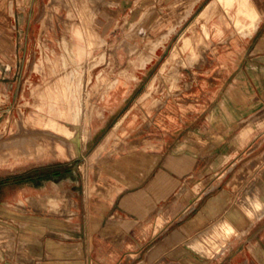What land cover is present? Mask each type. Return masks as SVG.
Instances as JSON below:
<instances>
[{"label":"crops","instance_id":"crops-1","mask_svg":"<svg viewBox=\"0 0 264 264\" xmlns=\"http://www.w3.org/2000/svg\"><path fill=\"white\" fill-rule=\"evenodd\" d=\"M42 1H0V54H19L16 41L25 38V24L34 22ZM262 1H246L258 13L254 19L237 11L236 0L230 5L215 0L216 9L207 19H192L195 29L206 27L207 37L199 58L186 69V88L167 97L148 118L149 125L128 128L126 147L109 151L107 165L99 163V207L86 208L80 219L75 212L38 221L0 213L6 223L0 225L2 237L9 239L0 244V264H264V211L250 212L254 198L264 200ZM213 2L198 0L192 9H197L195 17ZM7 20L12 29L6 31ZM161 46L140 68L150 79L165 61ZM253 121L257 125L251 133ZM250 133L251 142L244 138ZM111 137L106 134L99 144V157ZM223 146L226 153L243 154L213 162L211 156ZM252 153L258 160L244 161ZM205 167L226 170L199 186ZM251 168L255 174L246 182ZM189 184L198 187L183 204L180 196L174 197ZM235 207L249 221L247 226L231 223L228 215ZM218 222L233 227L224 239L215 235ZM219 241L222 247L215 253Z\"/></svg>","mask_w":264,"mask_h":264},{"label":"rangeland","instance_id":"rangeland-1","mask_svg":"<svg viewBox=\"0 0 264 264\" xmlns=\"http://www.w3.org/2000/svg\"><path fill=\"white\" fill-rule=\"evenodd\" d=\"M183 1L185 0H91L87 9L93 15V19H96L95 26L103 42L94 49V54L97 56L95 62L93 61L94 64L89 67V59L82 63L81 70L84 76L80 103L82 105L84 103L83 111L88 113V116L91 110L94 112L89 123L91 135L85 141L82 139L78 142L74 139L71 142L74 153L72 157L68 156L66 150H62L63 147L54 141L52 136L57 134L59 140L63 139L58 121L61 114L67 110L70 93L77 90L73 87L78 79L76 82L73 79V82L68 84V79L64 78L65 68L71 69V65L68 64V67L61 65L63 60L61 55L65 53V49L60 38L65 30L63 20H69L66 9L70 7L74 12L75 8L72 0H44L39 3L34 14V22L25 24V38L16 41L15 51H19V54H0V158H4L8 153L3 147L5 140L17 137V134L24 131L27 126L26 131L37 130L46 135H43V139L41 135H35L41 137L40 141L44 142V155L40 161H14L12 157H8L7 161L4 160L5 158L0 161L1 214H8L14 220L38 221L40 217L68 218L75 212V217L80 219L86 208L99 207V163L107 165L112 158L109 157V151H119L126 147L124 145L126 140H123V137L127 136L128 128H142L149 125L151 120L148 118L164 100L176 95L183 87L186 88V84L183 85L186 69L192 66L199 55L197 59L190 56L191 48L183 47L184 39L189 37L196 50L201 48L202 44L206 46L204 38L207 34L202 35L191 25L192 19H196L197 9L192 10L180 23L176 22L175 19L181 17L183 9L188 8L184 3L182 4ZM20 3L23 5L25 0H19ZM50 10L51 16H46L45 12ZM50 18L54 24L53 28H50L48 23ZM43 19L45 25L42 23ZM6 24L8 26L6 31L12 29L9 20ZM170 26L175 28L174 31L159 45H163L161 48L165 49V61L156 71V75L150 79V75L143 74V70L137 65L138 56L140 52L147 51L151 43L160 40L161 35ZM63 33L71 44L73 42L71 33L65 31ZM10 51L13 49L8 50ZM45 56L55 62L59 59L53 75L49 72L48 60H45ZM66 56L69 57L68 52ZM187 59H191V62H187ZM40 61H44V66L40 64L38 69L37 64ZM116 77L119 78L116 88L109 92L106 99H101V91L105 84L109 79ZM54 79L56 82L51 83ZM44 81L49 84L43 83ZM145 92L149 95L140 99ZM39 107L41 109H38ZM97 110L101 111L100 115ZM128 112L127 118L123 120L122 117ZM37 113L42 114L44 118L46 116L43 122L54 125H42L39 119L34 118ZM252 124L248 128L251 133L255 132L254 126L257 125L255 121ZM258 127H262L261 122L258 123ZM251 133L244 137L249 142L252 139ZM106 134H112L108 146L103 148L107 154L104 153L99 157L101 152L99 144L103 142ZM47 135L51 139L47 138ZM64 148L66 149V143ZM226 148L221 147L210 159L218 163L225 155L232 159L236 156L234 158L236 160L243 154V152L226 153ZM256 156L257 154L252 153L245 156L244 161L258 160ZM225 170L217 167L202 168L199 174L204 178L200 180L199 186L204 185L212 174L222 173ZM87 171L93 173L92 183L87 180L85 175ZM254 174L255 169H249L246 182ZM204 180L206 181L203 183ZM197 187V184H189L174 198L180 196L179 202L184 204L188 202L185 197L192 195L193 188L197 189ZM48 195L50 197L56 195L60 199L58 212L52 211V204H47ZM18 223L24 224L23 221ZM0 225L5 226L6 223L0 221ZM4 231V227L0 226V235H4ZM5 240L9 239L0 237V244Z\"/></svg>","mask_w":264,"mask_h":264},{"label":"bare ground","instance_id":"bare-ground-1","mask_svg":"<svg viewBox=\"0 0 264 264\" xmlns=\"http://www.w3.org/2000/svg\"><path fill=\"white\" fill-rule=\"evenodd\" d=\"M73 4H74V8L75 11L72 12V9L70 7H68L66 9L67 12V17L69 20L64 19L63 23L65 26V30H63V32H69L72 35L73 38V42L70 44L68 39L64 36V33L62 32V37H60L62 39V45L65 49V53H63L61 55L62 57V61H61V65H64V67H68V64L71 65V69L65 68V75L64 78L68 79L67 83L71 84L73 82H76V79H78V81L76 82L75 86L73 88L76 87V91L71 92L70 96L68 98V106H67V110H65L60 117V120L58 121L59 123V127L60 129V133L63 135L62 136V140H59V138H57V134H54L52 136V139H54V141H57L58 144L61 145L62 150H66V152L68 153L69 157H72L74 155L73 153V147H72V141L77 140L78 142H81L82 139L83 141H85L90 135H91V128L89 127V123H90V119L93 116V112L94 110H91L90 116H88V113H85L83 111V105L80 103L82 101V77L84 75H82V63L85 62L84 60L89 59V67H91V65L94 64L96 57L94 54V49L99 47L101 45V43L103 42L102 37L99 35L98 30L95 26V21L96 19H93V15L89 12V10L87 9V6L90 5L91 0H72ZM198 0H185L182 2V4H185V7L188 6V8L186 7V9H183L182 15L180 18L175 19L177 20L176 22H181L182 19H185L192 11L194 4L197 2ZM237 4H238V8L237 11L240 12L242 11L243 13L252 16L254 19V17H256V11L253 10L251 7V5H247V0H236ZM217 2V1H216ZM214 2L212 4H210L209 6H207L201 13L198 14V16L196 17V19H207L210 16V13L213 11L212 8H215V5H217V3ZM220 3H222L223 5H230L232 3V0H219ZM257 2V1H256ZM263 2V1H262ZM19 3V0L18 2ZM264 3V2H263ZM21 4V3H20ZM256 4V3H255ZM258 4V2H257ZM214 5V6H213ZM256 6V5H255ZM264 6V5H263ZM184 7V8H185ZM222 7V6H221ZM259 7V6H258ZM218 8V7H217ZM263 9V8H262ZM230 10V9H229ZM236 10V9H235ZM51 11V10H50ZM46 11V16H51L52 11ZM216 11V10H215ZM220 12V10H219ZM260 12V11H259ZM220 14V13H217ZM228 15V14H227ZM240 15V14H239ZM66 16V15H65ZM226 17V16H225ZM241 17V16H240ZM231 18V17H230ZM229 18V19H230ZM237 19V18H236ZM239 19V18H238ZM237 19V20H238ZM60 20V19H57ZM232 20V18H231ZM49 21V22H48ZM48 23H50V28L54 27V24L50 19H48ZM62 21V20H60ZM251 21V20H250ZM249 21V22H250ZM41 22V21H40ZM175 22V21H174ZM173 22V23H174ZM204 21H202L203 23ZM244 22V20H243ZM43 25L44 24V19L42 20ZM46 23V22H45ZM223 23V22H222ZM257 23V22H256ZM56 24V23H55ZM61 24V23H60ZM250 24V23H248ZM174 27L176 25L173 24ZM202 25V24H201ZM209 25V24H208ZM238 25V23H237ZM235 25V26H237ZM243 25V24H242ZM253 25V24H252ZM41 26V23H40ZM49 26V25H48ZM57 26V25H56ZM173 26H170L169 28L166 29V31H164V33L161 35V39L158 40L157 42H155L154 44L151 43L147 48V51H144L143 53L140 52L139 56H138V63L137 65L140 67H144L146 65V63L152 58V54L155 51V49L160 45V43L162 42V40H166L169 36L170 33H172V31H174ZM224 27V26H223ZM244 27V26H242ZM247 28V26H246ZM245 29V28H244ZM254 29V28H253ZM234 30V29H233ZM241 31V30H240ZM238 31V32H240ZM246 31V29H245ZM237 32V31H236ZM54 33V32H53ZM200 33L203 34H207V30L206 27L203 25L202 27V32L200 31ZM244 32H242L241 34H243ZM197 34V33H196ZM69 35V34H68ZM244 35V34H243ZM61 36V35H60ZM196 36V35H195ZM245 36V35H244ZM144 38V37H143ZM139 39V38H138ZM180 39V38H179ZM148 40V38L146 39ZM139 41V40H138ZM198 41V40H197ZM203 41V40H202ZM142 42V41H140ZM199 42V41H198ZM137 43V42H136ZM139 45V44H138ZM200 45V44H199ZM142 47V46H141ZM145 47V46H143ZM142 47V48H143ZM183 47L184 48H191L190 50V56L194 59H197V56L199 55V50L200 48H198L196 50V48L194 47V45L192 44V40L189 37H186L183 41ZM203 47V44H202ZM201 47V49H202ZM174 48V47H173ZM176 48V47H175ZM40 49V48H39ZM145 49V48H144ZM150 49V50H149ZM53 51V50H52ZM51 51V52H52ZM182 51V50H181ZM39 52V51H38ZM67 52L69 54V57L67 58ZM176 52V50H175ZM172 53V52H171ZM182 53V52H180ZM53 54V53H52ZM40 55V54H39ZM52 56V55H51ZM137 56V55H136ZM41 57V56H40ZM46 57V56H45ZM39 59V58H38ZM42 59V58H41ZM183 59V58H182ZM45 60H48V67H49V72L50 74H54L56 71V67L58 66V61H54L52 59H50L49 57H46ZM44 60V61H45ZM173 60V59H171ZM176 60V59H175ZM180 60V59H179ZM184 60V59H183ZM190 60V61H189ZM39 61V60H37ZM44 61H40L39 64H37L38 69H40V64L42 66H44ZM92 61V62H91ZM94 61V62H93ZM167 61V60H166ZM99 62V61H98ZM180 62V61H179ZM187 62H191V59H187ZM46 63V62H45ZM88 63V62H87ZM55 64V65H54ZM131 64V63H130ZM87 65V66H88ZM96 65V63H95ZM171 66V65H169ZM133 67V66H132ZM165 67V65H164ZM127 68V66H126ZM136 68V67H135ZM85 69V68H84ZM88 69V68H87ZM125 69V68H124ZM76 71V72H75ZM123 73H125L123 71ZM118 74V73H117ZM120 74V73H119ZM130 74V73H129ZM165 74V73H164ZM98 76V75H97ZM167 76V75H166ZM52 77V76H51ZM55 77V76H54ZM63 77V76H62ZM163 77V76H162ZM41 78V77H40ZM136 78V77H135ZM49 79V78H48ZM51 79V78H50ZM56 79V78H55ZM53 80L51 83L56 82V80ZM131 79V78H130ZM165 79V78H163ZM128 80V79H127ZM133 80V79H132ZM119 78H111L108 80V82L105 84L104 89L100 96L101 99H106V96L109 94V92L116 88L117 84H118ZM46 81H44L43 83H45ZM47 83V82H46ZM50 83V84H51ZM49 84V83H47ZM40 85V84H39ZM43 85V84H42ZM158 86V85H156ZM154 86V87H156ZM148 87V86H147ZM149 88V87H148ZM152 89V87L150 88ZM150 91V90H149ZM149 95L148 92H145L144 94H142V96H140V99H144ZM152 99V98H151ZM139 100V99H138ZM137 100V101H138ZM87 103V102H86ZM143 103V102H142ZM145 104V103H144ZM148 104V103H147ZM39 105V104H38ZM43 106V105H42ZM87 106V104H86ZM36 109V108H35ZM38 109H41V107H39ZM46 110L47 107H45ZM96 112L99 113V115L101 114V111L97 110ZM47 113V112H46ZM32 114V113H31ZM31 116V115H30ZM26 118V117H25ZM31 118V117H30ZM34 118L39 119L41 122V124L47 126V125H54V123H49V122H43V120H46V116L45 118L42 116V114L37 113ZM27 119V118H26ZM26 121V120H25ZM26 123V122H25ZM35 123V122H34ZM40 123H35L37 125L42 126ZM26 125V124H25ZM27 126V125H26ZM35 126V125H34ZM28 127V126H27ZM26 128V130H28V128ZM24 128V127H23ZM24 128V131H21L17 134V137L12 138V140H5L4 142V149L8 150V153L5 155V159L4 158H0V161L2 162V160H8V157H12L14 161H21V160H25L26 162L29 160H36V161H40V159H42L43 155H44V147H43V143L40 141L41 137L42 139L44 138L42 133L37 132H32V131H26ZM40 130V129H39ZM82 131V134H81ZM114 131V130H113ZM43 132V131H42ZM44 133V132H43ZM41 135L40 138H38L37 136L35 137V135ZM112 135V134H111ZM46 136V135H45ZM47 138L48 135H47ZM51 139V138H49ZM73 139V140H72ZM113 139V138H112ZM66 143V149L64 148V145ZM84 143V142H83ZM82 143V144H83ZM50 145V144H49ZM52 145V144H51ZM57 145V144H56ZM45 146V145H44ZM47 151V150H46ZM107 154V153H105ZM50 155V154H49ZM47 156V155H46ZM97 156V155H96ZM55 157V156H54ZM53 157V158H54ZM225 158V156H224ZM224 160V159H223ZM35 161V162H36ZM98 161V160H97ZM44 162V161H43ZM47 162V161H46ZM30 163V162H29ZM36 164V163H35ZM25 165V164H24ZM90 167V166H89ZM86 177L88 182L93 181V173H90L89 171L86 172ZM257 190V189H256ZM259 193V192H258ZM256 196V195H255ZM43 197V196H42ZM30 198V197H28ZM45 198V196H44ZM253 198V196H252ZM46 199V198H45ZM251 199V198H250ZM59 201L60 199L56 196V195H52L51 197L48 195L46 202L48 205L53 206V210L52 211H57L59 208ZM247 201V200H246ZM244 202V201H243ZM45 203V202H44ZM40 204V203H39ZM241 204V203H240ZM249 204V203H248ZM247 204V205H248ZM43 205V204H42ZM244 205V204H243ZM39 206V205H38ZM51 206V207H52ZM245 206V205H244ZM251 206L252 209H250L251 213L253 214H261L264 211V200L262 198H254V200L251 201ZM43 206H40V208ZM45 208V207H43ZM240 209V208H239ZM237 207L233 208L228 215V218L230 219L231 223L237 227H245L248 225L249 221L243 216V214L241 213V211L239 210ZM245 210L246 207H245ZM244 212V211H243ZM186 213V212H185ZM250 213V214H251ZM245 214V213H244ZM247 215V214H246ZM249 216V215H248ZM247 216V217H248ZM259 217V216H258ZM253 218H255L253 216ZM251 220V218L249 219ZM227 221V220H226ZM233 227L232 225L228 224L227 222H218L216 229H215V235H217L218 237H220L221 239H224L228 234H230V232H232ZM246 230V229H245ZM239 235V234H238ZM3 235H0V237H2ZM7 236V235H6ZM5 236V237H6ZM236 237V236H235ZM3 238V237H2ZM218 239V238H217ZM220 239V240H221ZM197 244V242H196ZM200 245V244H199ZM197 246V245H196ZM210 246V245H209ZM193 247H195L193 245ZM222 247V242L219 241L216 243V245L213 247L215 253H218L221 250ZM198 251H199V247L197 246ZM208 248V247H207ZM201 250V249H200ZM210 250V249H208ZM212 253V252H211ZM204 254V253H203ZM207 254V253H206ZM217 255V254H216Z\"/></svg>","mask_w":264,"mask_h":264}]
</instances>
